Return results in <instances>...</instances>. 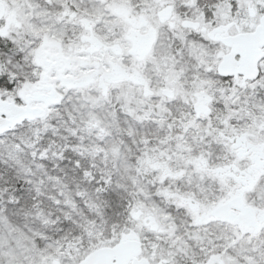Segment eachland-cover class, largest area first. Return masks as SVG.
<instances>
[{"label":"snow or ice","instance_id":"snow-or-ice-1","mask_svg":"<svg viewBox=\"0 0 264 264\" xmlns=\"http://www.w3.org/2000/svg\"><path fill=\"white\" fill-rule=\"evenodd\" d=\"M0 264H264V0H0Z\"/></svg>","mask_w":264,"mask_h":264}]
</instances>
